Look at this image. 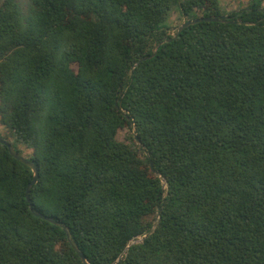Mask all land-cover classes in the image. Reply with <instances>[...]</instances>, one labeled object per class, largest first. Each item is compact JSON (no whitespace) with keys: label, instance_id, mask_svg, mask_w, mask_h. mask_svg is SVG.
<instances>
[{"label":"trees","instance_id":"1","mask_svg":"<svg viewBox=\"0 0 264 264\" xmlns=\"http://www.w3.org/2000/svg\"><path fill=\"white\" fill-rule=\"evenodd\" d=\"M0 125L89 264H264V7L0 0ZM31 181L0 144V264H83Z\"/></svg>","mask_w":264,"mask_h":264},{"label":"water","instance_id":"2","mask_svg":"<svg viewBox=\"0 0 264 264\" xmlns=\"http://www.w3.org/2000/svg\"><path fill=\"white\" fill-rule=\"evenodd\" d=\"M201 22H224L223 19L221 18H217V17H200V18H196L193 20H188V21H183L180 25H178V27L176 28V33L179 34L181 31H183L184 29L193 26L195 24L201 23ZM176 37V35H175ZM152 58V56L148 57V59ZM144 60H146V58H142L140 60V62H143ZM118 109L120 112H122V109L120 108V105L117 104ZM137 141L139 142L138 138H136ZM0 144L4 145L10 156L13 157L15 160H17L18 162L24 164L25 166H27L31 172H32V181L27 185V189H26V201L29 204V210L30 212L37 218L42 219L44 221H47L57 227H59L66 235V239L69 243V245L71 246V248L74 250V252L79 256V258L81 259L83 264H89L87 262V260L85 259V257L83 256V254L80 252V250L78 249L77 245L75 244V242L73 241L71 234L69 232V229L67 228L66 225H64L63 223L56 221L55 219H53L52 217L49 216H45L41 213H39L37 210H35L31 204V200H30V189L31 187H33L34 185L37 184L38 180H39V173H38V168L35 165V163H33L30 159L24 157L23 155H21L20 153H18L13 147L12 145L2 136H0ZM151 171L153 174H156V172L154 171L152 165H150ZM147 235L144 237L146 238ZM118 260L116 262H114V264H117Z\"/></svg>","mask_w":264,"mask_h":264},{"label":"rangeland","instance_id":"3","mask_svg":"<svg viewBox=\"0 0 264 264\" xmlns=\"http://www.w3.org/2000/svg\"><path fill=\"white\" fill-rule=\"evenodd\" d=\"M257 4L260 7H264V0H220V4L222 6V8L226 11L229 12L230 10H236V9H240L243 8L247 5H251V4ZM180 19L178 18L177 14H170L169 15V19L166 21V23L164 24L165 27L169 28L172 27L168 32L169 34L174 32V28H176L178 25H180ZM128 135H130V132L127 129H120L117 132L116 135V139L119 142H123L128 144ZM0 136L4 137V138H9V134L7 129L0 125ZM10 140L12 141V139L10 138ZM19 150H21V152L25 155V156H29L30 152L26 149H24L23 147L19 146Z\"/></svg>","mask_w":264,"mask_h":264}]
</instances>
